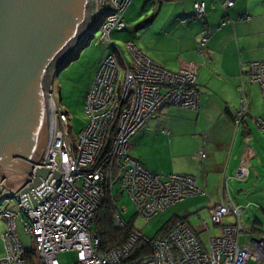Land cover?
<instances>
[{
    "label": "built area",
    "instance_id": "obj_1",
    "mask_svg": "<svg viewBox=\"0 0 264 264\" xmlns=\"http://www.w3.org/2000/svg\"><path fill=\"white\" fill-rule=\"evenodd\" d=\"M235 1L227 0L223 9L229 10ZM132 2L97 0L95 29L102 30L104 44L111 41L114 32L126 30L125 15ZM194 8L196 19L206 17L205 3H196ZM231 22L227 19L224 25ZM209 36L205 34L198 44L197 52L202 58H206ZM112 48V54L103 56L86 94L89 121L77 136V142L72 141L69 117L53 94L55 126L43 166L51 174L31 196L3 198L10 194L6 191L0 195V203H8L2 214L7 230L3 234L5 256L0 264H27V252L17 233V220H21L34 240L39 264H61L58 255L63 252H75V264H240L242 256H246L244 264H264V236H259L257 241L253 239L248 246L240 245L245 210L229 199L210 210L211 222L222 226V235L214 237L204 225L207 246L187 223L178 222L154 240L133 230L125 244L102 251V240L92 228L106 200L111 199L114 206L117 204V184L120 186L117 190L128 193L137 214L146 219L163 214L191 197L206 195L192 176L157 174L129 152L131 140L164 106L198 109L197 69L200 66L186 62L179 71L172 72L152 61L133 43H127L130 62L119 48L115 45ZM248 75L252 82L259 84L264 97V61L249 64ZM247 114L246 100H243L235 124L240 125ZM256 124L264 131V120L258 119ZM249 158L244 155L241 159L239 179L249 176ZM55 173L61 175L60 180L54 177ZM13 201L21 212L10 208ZM229 215L238 222L224 226L223 221ZM114 217L119 228L127 227L121 213ZM140 245H149L150 254L135 256Z\"/></svg>",
    "mask_w": 264,
    "mask_h": 264
},
{
    "label": "crops",
    "instance_id": "obj_2",
    "mask_svg": "<svg viewBox=\"0 0 264 264\" xmlns=\"http://www.w3.org/2000/svg\"><path fill=\"white\" fill-rule=\"evenodd\" d=\"M226 1L133 0L125 15L128 43L168 71L177 72L186 62L199 65L200 104L197 110L161 108L149 128L131 140L130 153L157 174L192 176L205 192L168 209L171 220L186 221L207 246L204 225L214 237L222 235V226L200 225L198 219L207 214L211 220L210 210L229 199L245 210L239 243L248 246L264 236V131L256 124L264 120V97L248 75L249 64L264 61V0H236L225 11ZM199 2L206 4L204 19L195 18ZM227 19L232 22L224 25ZM205 34L210 36L202 58L197 48ZM243 100L248 114L236 125ZM244 155L250 157V173L239 179ZM237 222L229 215L223 225ZM245 261L242 256L240 264Z\"/></svg>",
    "mask_w": 264,
    "mask_h": 264
},
{
    "label": "water",
    "instance_id": "obj_3",
    "mask_svg": "<svg viewBox=\"0 0 264 264\" xmlns=\"http://www.w3.org/2000/svg\"><path fill=\"white\" fill-rule=\"evenodd\" d=\"M97 20V0H0V195L31 196L51 174L55 80Z\"/></svg>",
    "mask_w": 264,
    "mask_h": 264
},
{
    "label": "rangeland",
    "instance_id": "obj_4",
    "mask_svg": "<svg viewBox=\"0 0 264 264\" xmlns=\"http://www.w3.org/2000/svg\"><path fill=\"white\" fill-rule=\"evenodd\" d=\"M102 33V30H98L93 36L89 46L87 45L88 42H86L83 45L84 49L74 55L71 62L62 70L55 80L54 96L58 105L69 117L71 139L74 143L77 142V136L81 130H83L88 124V114L85 110L86 94L98 72L103 56L112 54L114 52L112 47L115 45L120 49L125 59L128 62L131 61V55L127 50V36L129 30H125L121 33L114 32L111 36V41L105 45L104 42L101 41ZM154 120H156L155 117L149 120L143 129L147 130L149 124ZM119 187V184L115 186V193ZM4 197L6 196L4 195L3 198ZM16 204L17 202L13 201L10 208H13L14 212H21ZM7 205L8 203L5 202L0 203V259L5 256L3 234L7 230V221L2 214ZM172 211L173 210H170L167 213L160 214L152 219H146L137 214L136 205L128 193H123L119 196L115 207V214L118 212L121 213L122 219L127 225L132 226L134 230L140 231L149 240H154L161 234L165 224L174 217ZM22 218L25 219L23 213ZM198 220L200 225L208 223L212 226V222L207 214H204V216ZM16 225L17 233L24 250L26 252L34 251L36 249V244L32 237L26 232L24 224L21 223V220H17ZM58 260L61 264H75L76 253H60L58 255Z\"/></svg>",
    "mask_w": 264,
    "mask_h": 264
},
{
    "label": "trees",
    "instance_id": "obj_5",
    "mask_svg": "<svg viewBox=\"0 0 264 264\" xmlns=\"http://www.w3.org/2000/svg\"><path fill=\"white\" fill-rule=\"evenodd\" d=\"M243 18H245L244 20H246L247 17H243ZM116 195L117 197H119L120 195H122V192L117 190ZM115 199L117 198L115 197ZM116 205L114 206V202L111 199L106 200L102 204L101 208L98 210L96 220L92 228V230L96 232L101 238L102 251L104 252L116 247H120L123 244H125L128 238L130 237L131 232L134 230L130 225H127L125 229H121L117 226L114 217ZM178 222L187 223L184 220L173 219L165 224V227L161 231V234L170 230ZM150 252H151V248L149 245H140V247H138V250L135 253V256L146 255V254L149 255ZM25 258L27 264H39L36 250L32 252H27Z\"/></svg>",
    "mask_w": 264,
    "mask_h": 264
},
{
    "label": "bare ground",
    "instance_id": "obj_6",
    "mask_svg": "<svg viewBox=\"0 0 264 264\" xmlns=\"http://www.w3.org/2000/svg\"><path fill=\"white\" fill-rule=\"evenodd\" d=\"M58 104V103H57Z\"/></svg>",
    "mask_w": 264,
    "mask_h": 264
}]
</instances>
